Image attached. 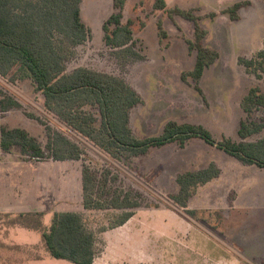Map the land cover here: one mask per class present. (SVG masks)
Listing matches in <instances>:
<instances>
[{
  "label": "rangeland",
  "instance_id": "rangeland-1",
  "mask_svg": "<svg viewBox=\"0 0 264 264\" xmlns=\"http://www.w3.org/2000/svg\"><path fill=\"white\" fill-rule=\"evenodd\" d=\"M237 1L242 0H167L168 8L195 10L207 30L204 44L220 55L206 69L198 90L191 79H181L182 72L195 63V54L186 43V38H193L194 25L168 11L155 10L153 0H128L124 9V22L133 20L134 50L140 59L126 58L104 42L103 24L114 12L113 0H82V19L92 37L76 47L67 70L86 67L119 77L133 87L142 98L130 114L137 138L159 136L167 122L175 121L203 125L218 141L223 137L258 141L264 138V129L245 140L238 130L242 121L264 123V108L248 115L241 107L250 88L259 86L264 91V78L247 74L238 60L264 48V1L249 0L241 22L234 23L222 11ZM211 13L217 14L215 19ZM159 21L168 33L163 40ZM0 90L21 105L0 110V124L26 129L44 149L50 132L65 135L78 148L80 158L71 161H27L19 150H0V165L6 160L22 161L19 171L25 177V198L45 214L47 226L56 212L83 216L97 238L93 264H263L264 168L244 167L199 138L183 148L171 143L145 155L116 160L48 112L43 95L31 81L0 76ZM87 109L97 114V109ZM212 162L223 174L196 188L188 205L196 213L180 208L170 198L178 192L176 176ZM83 165L99 176L110 172L109 194L130 192L140 203L126 224L111 227L122 211L83 207ZM37 256L42 260H35ZM0 264L72 263L49 257L37 232L9 227L8 219L0 216Z\"/></svg>",
  "mask_w": 264,
  "mask_h": 264
},
{
  "label": "trees",
  "instance_id": "trees-1",
  "mask_svg": "<svg viewBox=\"0 0 264 264\" xmlns=\"http://www.w3.org/2000/svg\"><path fill=\"white\" fill-rule=\"evenodd\" d=\"M264 1V0H263ZM127 0H113L114 12L103 24L104 42L120 51L124 57L140 59L136 48L133 20L124 22ZM82 0H0V76L12 81L29 80L43 95L46 110L69 129L93 142L99 149L116 160H125L145 155L152 148H161L171 143L185 147L193 138L202 139L243 165L264 168V138L255 142L233 141L223 137L216 140L203 125L169 121L159 136L137 138L130 126L131 111L142 103L137 91L125 80L86 67L68 72L67 63L76 53V47L92 37V30L82 19ZM249 0L234 2L222 11L231 21L240 20L242 8ZM157 11H168L194 25L193 38H186L190 53L195 54L194 67L182 72L181 79H191L199 89L201 79L220 57L218 51L207 47V35L201 18L194 9L168 8L167 0H153ZM216 13L210 17L215 19ZM160 40L168 33L158 22ZM247 74L256 79L264 78V48L251 58L238 60ZM21 107L19 102L0 90L2 112ZM87 107L97 109V114ZM241 107L250 115L264 108V91L255 86L244 96ZM264 123L242 121L238 135L245 140L262 132ZM51 133V134H50ZM45 149L26 129L0 124V150L10 153L19 150L27 161H71L80 158V153L69 138L58 132H50ZM221 169L210 163L207 167L185 171L176 176L178 192L171 200L189 213L188 205L198 186L218 178ZM110 172L97 175L90 166L82 168V198L86 210L122 211L112 228L123 226L134 215L133 209L140 206L130 192L116 191L109 194ZM8 219L9 227H19L40 235L42 245L49 257L72 264H93L97 254V238L87 226L83 216L76 212H56L50 226L44 222L43 212L0 213ZM35 260H42L37 256ZM264 264V262H263Z\"/></svg>",
  "mask_w": 264,
  "mask_h": 264
},
{
  "label": "crops",
  "instance_id": "crops-1",
  "mask_svg": "<svg viewBox=\"0 0 264 264\" xmlns=\"http://www.w3.org/2000/svg\"><path fill=\"white\" fill-rule=\"evenodd\" d=\"M242 11L243 8L240 11V20L236 21V23L241 22L243 18ZM21 163H22L21 160H16V161L6 160L2 165H0V213L16 214L22 212H37L39 210L38 208H36V205L33 204L32 201H29L27 198H25L28 195L27 193L28 191L26 188L23 187V182H24L23 180L25 177H23L19 171L20 170L19 165H22ZM7 167H12L13 170L11 169L8 170ZM244 167H250V166L245 165ZM14 171L18 173L16 174V176L15 174H13ZM250 173L252 174L253 172L251 171ZM221 174H223L222 170H221ZM12 178H16V179L10 180ZM208 183H212V182L210 181Z\"/></svg>",
  "mask_w": 264,
  "mask_h": 264
}]
</instances>
